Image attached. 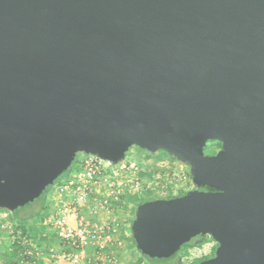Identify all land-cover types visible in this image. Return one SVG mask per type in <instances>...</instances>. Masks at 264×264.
I'll use <instances>...</instances> for the list:
<instances>
[{"label": "water", "instance_id": "95a60500", "mask_svg": "<svg viewBox=\"0 0 264 264\" xmlns=\"http://www.w3.org/2000/svg\"><path fill=\"white\" fill-rule=\"evenodd\" d=\"M132 146L192 184L136 205L135 249L208 236L199 264H264V0H0V209L79 152L118 166Z\"/></svg>", "mask_w": 264, "mask_h": 264}, {"label": "built area", "instance_id": "2783aa9c", "mask_svg": "<svg viewBox=\"0 0 264 264\" xmlns=\"http://www.w3.org/2000/svg\"><path fill=\"white\" fill-rule=\"evenodd\" d=\"M124 167L123 162L112 166L96 155L83 153L61 178L55 193L57 202L42 219L59 242L58 250H49L54 264H152L141 256L126 255L119 224L108 215L125 189L120 172ZM134 183V187L139 186L137 179ZM24 256L18 264L33 263L30 249Z\"/></svg>", "mask_w": 264, "mask_h": 264}, {"label": "rangeland", "instance_id": "374dc122", "mask_svg": "<svg viewBox=\"0 0 264 264\" xmlns=\"http://www.w3.org/2000/svg\"><path fill=\"white\" fill-rule=\"evenodd\" d=\"M82 154V152L77 153L73 162ZM123 165L125 167L121 169L120 172L122 173V177H124L123 181L126 182L125 189L121 195L120 201L112 206V210L108 214L109 217L116 218L119 224L118 228L121 230H126L128 228L129 221L134 215L136 203L139 200L158 197L168 198L172 194L182 193L188 189H192L187 168L177 163L171 155L164 151L151 153L137 146H132L126 153ZM73 167H75V164ZM66 173L65 171L61 176H64ZM136 179L139 183L138 187H134V180ZM58 183L59 179L57 178L54 184L49 187L45 199L46 204L43 209V197L41 196L31 205L18 211L20 217H24L26 214L36 215V217L30 223L23 224L22 228L17 231L15 230V222L12 220L11 215L7 211L0 210V264H18L22 258L25 257L24 252L28 249H30L33 254L29 260L33 258L34 261H41L46 256L50 258L52 255L49 253L50 251H48L50 248H54V251L58 250L59 242L54 238L51 230L42 224L43 217L52 212L57 202L55 193ZM102 217H104V215H102ZM23 232L29 235V239L23 237ZM203 237L204 236H196L188 243L182 245L173 255L172 259L180 257L182 260L189 261L211 257L214 252L213 246L215 243L207 236L205 243L212 242V247L204 249L205 243L202 245L198 244ZM124 241L123 247L127 249L126 255L134 254L137 257H143V259L152 264L159 263L158 260H149V258L142 256L140 252L135 249L130 239ZM14 242H19V245L22 246V251H16V257L13 259ZM168 261L169 260L165 259L160 262L166 263Z\"/></svg>", "mask_w": 264, "mask_h": 264}, {"label": "trees", "instance_id": "16d2710c", "mask_svg": "<svg viewBox=\"0 0 264 264\" xmlns=\"http://www.w3.org/2000/svg\"><path fill=\"white\" fill-rule=\"evenodd\" d=\"M76 163V161L75 162H73L72 163V165L70 166V168L68 169V170H66V174L65 175H67L70 171H71V169L73 168V166H74V164ZM64 175V176H65ZM64 176H59L58 177V179H59V181L61 180V178H63ZM188 177H189V175H188ZM190 178V177H189ZM49 187L50 186H48L47 188H46V190L44 191V192H42L41 193V195L37 198V199H39L41 196L43 197L42 198V209L45 207V204H46V201H45V199H46V194H47V191H48V189H49ZM204 189H207V190H209L210 188H208V187H205ZM189 190V189H188ZM187 190V191H188ZM187 191H184V192H179V193H175V194H172L170 197H168V198H171V197H174V196H180V195H183L185 192H187ZM36 199V200H37ZM153 199H155V198H147V199H142V200H139L137 203H136V205H138V204H140V203H143V202H145V201H149V200H153ZM35 200V201H36ZM29 205H31V204H28V205H24L23 207H20V208H18V209H15L13 212H8L7 210H3V209H0V210H3V211H7L10 215H11V217H12V220L15 222V230L17 231L18 229H21L22 228V225L23 224H25V223H30L33 219H35V217H36V215L35 216H33V215H25L24 217H20L19 215H18V211L20 210V209H22V208H24V207H26V206H29ZM135 210V209H134ZM134 214V213H133ZM132 220H133V218H131V220L129 221V231H130V225H131V222H132ZM23 234V237H25L26 239H29V235H27L25 232H23L22 233ZM206 237L207 236H204L203 238H202V240L198 243L199 245H202V244H204L205 242H206ZM130 239H131V241H132V243H133V245H134V242H133V239H132V237H131V233H130ZM135 246V245H134ZM216 246V245H215ZM215 246L213 247V250L215 249ZM13 247H14V253L12 254V258L14 259L15 257H16V251L18 252V251H22V246L21 245H19V242H14V244H13ZM141 254V253H140ZM142 255V254H141ZM142 256H144V257H146V258H149V257H147V256H145V255H142ZM173 258V256H171V257H169V258H167V260H169L168 262H166V263H162V262H160L161 260H165V259H159V258H156V257H154V258H149V260H152V259H154V260H158L159 261V263L157 262V263H153V264H183V261H182V259L180 258V257H177L176 259H172ZM22 260H25V257H23L22 258ZM201 260H203V259H193L192 261H190V263L189 264H199V262L201 261ZM14 261V260H13Z\"/></svg>", "mask_w": 264, "mask_h": 264}, {"label": "crops", "instance_id": "0c3cea01", "mask_svg": "<svg viewBox=\"0 0 264 264\" xmlns=\"http://www.w3.org/2000/svg\"><path fill=\"white\" fill-rule=\"evenodd\" d=\"M159 198V197H158ZM119 234H121L123 237H124V240H128V239H130V231H129V226H128V228L126 229V230H121V232L119 233ZM52 235H54V234H52ZM55 238V237H54ZM130 241H131V239H130ZM211 243L212 242H208V243H205L204 244V246H205V248L204 249H208V248H210V247H212L211 246ZM58 246V245H57ZM214 247V246H213ZM50 249H54V248H50ZM49 251V250H48ZM50 253V252H49ZM47 257V256H46ZM46 257H44L41 261H34V259L32 258V260H30L31 262H33L32 264H54V262H53V260L51 259V257L50 258H46Z\"/></svg>", "mask_w": 264, "mask_h": 264}, {"label": "flooded vegetation", "instance_id": "af4514ba", "mask_svg": "<svg viewBox=\"0 0 264 264\" xmlns=\"http://www.w3.org/2000/svg\"><path fill=\"white\" fill-rule=\"evenodd\" d=\"M223 148V144L219 140H209L205 146V153L208 155H214ZM207 190V189H205ZM215 246V245H214Z\"/></svg>", "mask_w": 264, "mask_h": 264}]
</instances>
